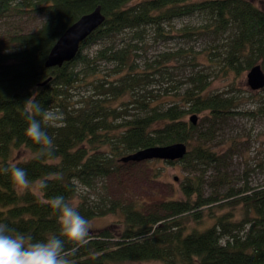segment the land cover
Segmentation results:
<instances>
[{
	"label": "trees",
	"instance_id": "1",
	"mask_svg": "<svg viewBox=\"0 0 264 264\" xmlns=\"http://www.w3.org/2000/svg\"><path fill=\"white\" fill-rule=\"evenodd\" d=\"M259 2L0 0V169H9L0 171V223L32 242L43 241L59 233V214L48 202L78 198L77 210L89 221L108 214L116 220L92 229L83 246L66 244L71 264H264V182L226 186L235 182L227 180V160L236 139L230 137L221 153L213 145L239 101L215 91L212 71L199 68L237 76L261 60L264 69V0ZM99 4L105 19L81 42L76 57L47 67L58 38ZM194 15L202 21L182 22ZM24 16L42 21L29 29L15 20ZM150 39L178 47L152 55ZM95 43H101L95 53H83ZM186 67L188 73L179 71ZM29 97L63 114L59 127L44 129L55 145L51 154H42L25 135L22 113ZM256 107L264 116V96ZM194 113L201 122L188 118ZM177 141L188 145L181 160L153 161L183 163L188 174L181 197L146 209L144 202L110 196L105 178L121 157ZM22 148L31 156L16 159L14 150ZM12 165L25 170L28 187L12 182Z\"/></svg>",
	"mask_w": 264,
	"mask_h": 264
},
{
	"label": "rangeland",
	"instance_id": "2",
	"mask_svg": "<svg viewBox=\"0 0 264 264\" xmlns=\"http://www.w3.org/2000/svg\"><path fill=\"white\" fill-rule=\"evenodd\" d=\"M258 3L259 0H256ZM10 19H14V16ZM26 28L34 29L42 21L40 16L27 19L17 18ZM201 17L196 15L185 19L184 23H200ZM180 24V23H179ZM1 26V23H0ZM0 29V36H1ZM151 40V39H150ZM177 43L167 42L163 40H151L149 54H152L157 49L178 47ZM101 43H95L87 46L83 53L92 55L99 49ZM199 49H202L199 42ZM258 60V63H261ZM189 67V66H188ZM186 68L180 69L184 71ZM202 70L207 73L212 71L211 86L215 91L228 92L229 95H235L239 104L235 107L234 116L230 117L226 126H224L218 133L214 147L218 153L224 152L227 149L229 138L236 139V151L232 156L228 157L227 163V177L235 179V182L225 183L226 186L237 185L241 186L247 182L251 186L259 185L264 182V116L255 113L256 106L262 96H264V89L253 90L247 83L246 69L243 73L235 75L234 72L228 73L219 72V68H208L200 66ZM189 70H186L188 73ZM216 73V75H214ZM218 73V74H217ZM184 81V80H182ZM185 85V84H183ZM188 118H190L188 116ZM199 122L202 121L201 114H198ZM31 156V152L27 149L14 150V157L16 159H25ZM152 161V162H151ZM146 161H120L118 169L112 172L105 178L106 190L110 196L120 199L125 203L140 201L144 202L146 209H156L159 201L169 197H181L180 190L181 181H185L184 177L188 174L183 169V163L177 162L175 164L164 163L163 161L155 162L153 160ZM261 162L263 164H261ZM158 167V168H156ZM213 172V167L209 168L208 175ZM177 177V179H175ZM31 187H35L32 186ZM85 193L88 192L84 189ZM207 193L209 191H206ZM92 196H96V192H92ZM79 203V199L74 200V204ZM220 211V210H219ZM218 211V212H219ZM238 215L242 213L237 210ZM116 220V216L108 214L106 216H96L90 220L93 224L94 230H100L104 227L111 226ZM120 264H163L157 260L144 261H124Z\"/></svg>",
	"mask_w": 264,
	"mask_h": 264
},
{
	"label": "clouds",
	"instance_id": "3",
	"mask_svg": "<svg viewBox=\"0 0 264 264\" xmlns=\"http://www.w3.org/2000/svg\"><path fill=\"white\" fill-rule=\"evenodd\" d=\"M31 97L25 101L22 113L27 121L25 135L41 146L42 154H51L55 145L44 129L59 127L63 114L58 110L42 108ZM0 171L7 173L9 169ZM11 179L15 185L25 188L30 183L25 170L15 165L11 166ZM48 203L59 214L58 235L52 234L43 241L32 242L30 236L14 233L7 224L0 223V264H71L66 244L83 246L89 242L93 224L79 213L72 201L57 196Z\"/></svg>",
	"mask_w": 264,
	"mask_h": 264
},
{
	"label": "water",
	"instance_id": "4",
	"mask_svg": "<svg viewBox=\"0 0 264 264\" xmlns=\"http://www.w3.org/2000/svg\"><path fill=\"white\" fill-rule=\"evenodd\" d=\"M105 15L101 4L92 11L83 14L78 20L71 24L58 38L51 48L45 61L47 67L62 66L64 62L73 60L81 42L97 29L104 21ZM51 77H48L41 84H45ZM247 83L253 90L264 87V69L260 63L251 66L247 73ZM190 120L197 123L198 115H190ZM188 152V145L183 141L173 142L167 145H156L139 149L121 157V161H146L153 159L181 160ZM177 178V177H175Z\"/></svg>",
	"mask_w": 264,
	"mask_h": 264
}]
</instances>
